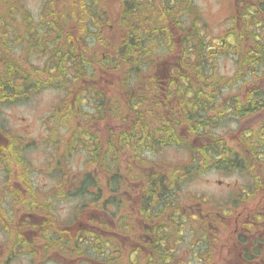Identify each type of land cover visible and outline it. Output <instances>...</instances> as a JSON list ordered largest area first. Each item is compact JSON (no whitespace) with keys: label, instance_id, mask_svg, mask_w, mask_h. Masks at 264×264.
<instances>
[{"label":"flooded vegetation","instance_id":"af4514ba","mask_svg":"<svg viewBox=\"0 0 264 264\" xmlns=\"http://www.w3.org/2000/svg\"><path fill=\"white\" fill-rule=\"evenodd\" d=\"M27 1L0 0V27H8L0 33V43L6 41L8 45V49L0 48V57L7 53L0 68V93L24 95L23 100L11 105H0V264H264V55H256L255 62L246 60L253 51L249 37L246 46L243 40L236 44L238 54L232 59L234 74L245 83L235 88H200L201 100L206 102L200 108L207 111L198 120L191 116L189 125L174 103L179 99L193 100L191 95L197 90L167 87L180 68V48L168 55L167 62L158 64L160 70L153 75L157 87L142 90L157 95L140 98L141 102L133 107L135 112L121 113L119 120L109 118L107 100L102 97L80 105L92 93L110 96L111 78L98 76L86 80L82 87L78 82L66 89L55 87L61 101L42 120L39 130L31 124L12 128L5 112L29 104L47 90L46 83L39 87L36 83L48 79L50 73L55 75L46 69L53 52L45 46L50 44L55 51L61 28L78 27L73 18L70 23L63 22L72 16H62L63 11L77 10L72 0H39L36 13ZM135 1L89 0L96 16V20L90 19L89 27L96 32V27H103L105 35H109L116 27V20L110 23V13L123 17L118 5H128L139 19L149 16L143 15L142 9L155 5L157 11L151 15L164 18L157 0ZM261 3L264 4L260 0H230L228 21L219 26L264 27ZM173 6L171 0L170 7ZM187 7H178L177 22L168 16L164 26H208L202 15L197 20L185 13ZM68 30L59 36V49L68 40ZM85 40L94 43L93 36ZM178 43L181 47L180 40ZM61 58L62 51H58V63ZM8 62L17 68V64H23L19 67L22 72H4ZM207 92L214 93L208 96ZM172 94L187 95L177 98ZM148 99L159 104L144 102ZM100 100L104 107L99 112ZM136 116L159 121L166 118L171 125L175 117L182 119L179 128L185 144L177 149L186 151L189 161L160 162L158 151L145 152L136 160L127 147L119 155L116 152L117 159L109 152L111 133L124 135L132 131ZM224 117L228 123L220 121ZM206 120L211 124L200 126L197 134H192L191 127ZM231 124L238 132L228 141L217 131ZM86 132V159L79 172L69 165L79 153V141ZM191 140L197 146L192 151L187 146ZM97 142L103 144V154H99ZM46 148L48 155L42 151ZM117 165L120 174L115 183L111 171ZM166 165L185 170L186 178L176 199H168L167 194L159 198L157 184L149 194V185L144 183L149 173ZM211 171L222 177L238 174L247 182L227 184L231 188L228 195L215 197L188 189ZM130 172L132 177L128 176ZM138 172L141 177H137ZM64 205H69L67 214L63 212Z\"/></svg>","mask_w":264,"mask_h":264},{"label":"trees","instance_id":"16d2710c","mask_svg":"<svg viewBox=\"0 0 264 264\" xmlns=\"http://www.w3.org/2000/svg\"><path fill=\"white\" fill-rule=\"evenodd\" d=\"M136 2L135 0H127ZM171 0H157V3L163 10L161 15L163 19H157L155 16L145 17L139 19L132 9H129L125 5H118L117 10L122 7L123 17L120 18L121 14L110 13V19L113 24L116 20V27H113L109 35H105L102 30L103 27H96V31L89 27L91 20H96V16H93V8L89 4V0H72L73 3L77 4V10L63 11L62 16L69 13L72 16L64 23H70L71 18L78 25V27H62L59 36L64 34L65 29H69V37L67 42H64L63 46L60 47L59 36L56 38L55 47L50 44L45 46L47 51L53 52L52 58L48 61L46 69L47 71H53L55 75L50 73L48 79L39 80L36 83V87L42 86L46 83V87L55 86L58 88H69L78 82L79 86L82 87L84 82L91 81L92 78L102 76L104 78L110 77L112 80L111 94L109 97L105 96L103 92L92 93L90 97L83 100L80 105L85 102H91L90 100H98L102 97L107 100L109 118L118 119L121 118V113H128L129 111L135 112L133 108L135 104L140 103V98H153L156 93L145 94L142 90L145 88H156L157 78L154 75L156 72V57L159 55L160 49H168L170 52H174L182 48L183 54L181 59L178 61L180 66L179 69L175 70L174 75L169 79L167 87H178V88H195L197 91L191 96L194 98L192 101L185 99H179L174 104L177 105V111L183 113L185 116V122L188 125L192 119H200L202 116L199 111V107L204 105L206 102L201 100L202 93L199 91L200 88L216 89L230 87V82H224L217 76V60L219 55V49L213 44L205 43L202 40V35L196 27L189 33L186 27H166L167 17L172 16L176 18V10L183 4H186L184 0H173L174 6L170 7ZM165 2L167 4H165ZM151 13H155L157 8L155 5H151ZM260 9L264 11V4L261 3ZM186 12H191L188 7L185 9ZM146 24H150L148 27ZM107 29L109 27H106ZM72 31L74 35L71 36ZM88 36L94 37V43L86 41ZM236 40H239V36L232 34ZM181 41V47H179L178 40ZM73 41L74 45H69V42ZM224 45L231 46L228 41L224 40ZM58 51H62L61 61L58 63L57 54ZM260 54L264 55V44L260 47ZM247 59L251 62H255V51L252 55H246ZM243 65L247 66L245 63ZM21 68V67H20ZM4 72L16 71L21 73L22 69L17 68L15 65L12 66L10 62L6 63ZM148 80L150 81L147 84ZM238 78L236 79V81ZM115 81V82H114ZM31 83V79H29ZM4 87H8L7 85ZM92 92L94 90L91 89ZM121 92V95H120ZM214 92H207L206 95L212 96ZM94 95V96H93ZM187 94H172L173 97L181 98L186 97ZM23 93L9 94L0 93V105H8L15 100H23ZM100 102V110L104 107V101ZM148 104H159L152 100L144 101ZM256 105V103H254ZM11 105V104H10ZM102 105V106H101ZM201 106V107H202ZM257 108V107H256ZM158 110L162 109L156 108ZM169 110V108H164ZM70 112L66 118H70ZM136 121L132 124V131L125 133L124 135L111 133L109 139V152L116 156V152L119 155L120 151L124 150L125 147L131 150L134 158L137 160L144 155L145 152H156L163 148L170 146H181L185 144L184 139L180 135L181 129L179 126L182 124V119L174 118V124L171 125L166 118L163 121L156 119L135 117ZM211 121H202L201 125L197 127H191L192 134H197L200 126H208ZM84 138L80 135L82 142L85 147H88V136L86 132L83 134ZM98 143L100 150L99 154H103V144ZM106 145V144H105ZM190 149L192 147L187 145ZM119 167L111 171L112 180L118 183L119 180ZM133 172L128 174L132 177ZM88 177V176H87ZM137 177H141L138 172ZM156 177V180L154 179ZM185 170L182 168H167L158 169L154 174H148L146 176V182L149 185L147 189L148 193L151 194L154 190V185L158 187V197L162 198L163 194L168 195V199L175 198L176 193L180 190L181 184L185 180ZM86 186L87 181L83 182ZM151 198V196L149 197Z\"/></svg>","mask_w":264,"mask_h":264},{"label":"rangeland","instance_id":"374dc122","mask_svg":"<svg viewBox=\"0 0 264 264\" xmlns=\"http://www.w3.org/2000/svg\"><path fill=\"white\" fill-rule=\"evenodd\" d=\"M39 0H28V7L36 13L40 4ZM230 0H196V4L201 11L202 20L208 25L205 28V37L207 41H216L224 34V27H220L219 24L224 21L227 23L228 16L230 15ZM166 61V58L162 60ZM221 72L225 74H230L234 72V63L231 59H223L220 64ZM61 93L55 90H48L42 94L36 96L31 100V102L25 106L14 107L11 110L6 111V119H10L9 126L14 128L25 127L27 124H31L35 130H39V126L51 112L53 107L61 101ZM25 121V122H23ZM31 127V126H30ZM33 127L31 129L33 130ZM238 130L235 128L234 124L229 127H221L218 129V135H224L228 141H232ZM65 137V136H64ZM192 141V140H191ZM43 154H49L48 149L42 150ZM186 151L178 150L176 148L166 149L161 156V159L166 161L179 163L180 161H187ZM43 156V154L40 152ZM86 158V153L83 147H80L79 153L72 159L69 167L78 170L79 172L84 168V159ZM221 182V184H219ZM237 182L241 185H245L247 179L241 175H233L222 177L221 173L215 171L209 172L204 175L194 183V185L189 186V190H194L200 193H208L212 197L216 195H228L231 188L227 184L234 186ZM63 212L67 214L69 212V205H64Z\"/></svg>","mask_w":264,"mask_h":264}]
</instances>
